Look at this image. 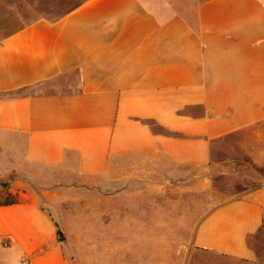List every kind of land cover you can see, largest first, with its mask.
Wrapping results in <instances>:
<instances>
[{"label":"crops","instance_id":"obj_1","mask_svg":"<svg viewBox=\"0 0 264 264\" xmlns=\"http://www.w3.org/2000/svg\"><path fill=\"white\" fill-rule=\"evenodd\" d=\"M192 1L85 0L0 31V264H258L255 196L159 244L160 175L264 125V0Z\"/></svg>","mask_w":264,"mask_h":264},{"label":"rangeland","instance_id":"obj_2","mask_svg":"<svg viewBox=\"0 0 264 264\" xmlns=\"http://www.w3.org/2000/svg\"><path fill=\"white\" fill-rule=\"evenodd\" d=\"M84 1L0 0V25L5 27L0 31H11L21 25V19H54ZM187 1L177 0V3ZM212 150V161L207 169L188 168L189 171L166 175L168 178L160 175L161 185H166L165 189H161L160 227L170 228L174 235L159 237V244H193L194 234L203 216L228 201L255 196L264 209V125L215 143ZM35 191L39 192V189ZM162 217H169V221ZM250 242L258 251V264H264V218L262 231ZM160 256V264L168 260ZM186 259L190 261L189 264L225 263L216 256L198 251L188 253ZM112 260L115 262L113 264H119L115 261L117 257Z\"/></svg>","mask_w":264,"mask_h":264}]
</instances>
